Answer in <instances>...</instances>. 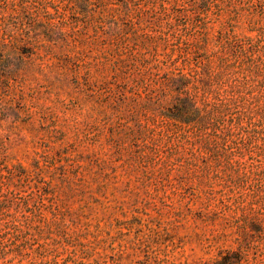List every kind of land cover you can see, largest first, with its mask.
<instances>
[{"label":"rangeland","instance_id":"rangeland-1","mask_svg":"<svg viewBox=\"0 0 264 264\" xmlns=\"http://www.w3.org/2000/svg\"><path fill=\"white\" fill-rule=\"evenodd\" d=\"M77 1L28 0L21 19L22 0H0V24L14 15L27 33L0 55L27 63L0 76V170L9 177L0 228L9 223L11 233L0 264H214L227 252L240 254L234 264H264V180L249 175L252 163L264 171V151L219 157L194 135L145 149L135 132L138 123L162 126L143 83L159 90L156 74L174 68L169 56L185 47L179 37L190 20L201 32L187 43L206 36L210 53L222 30L264 59L246 41L264 29V0H137L120 22L125 40L108 34L107 18L127 0L85 13ZM190 51L202 60V50Z\"/></svg>","mask_w":264,"mask_h":264},{"label":"trees","instance_id":"trees-1","mask_svg":"<svg viewBox=\"0 0 264 264\" xmlns=\"http://www.w3.org/2000/svg\"><path fill=\"white\" fill-rule=\"evenodd\" d=\"M207 1L199 0L198 4L204 7ZM22 3V16H17L21 19L30 14L28 0H22ZM38 3L42 8L47 9L46 2ZM97 3L105 5L106 1L78 0L75 7L85 13ZM138 5L137 0H127L122 9H111L114 14L107 18L110 21L108 30L110 36L121 37L124 40L129 38L128 29L122 28L120 22L133 13ZM260 8L264 12V4ZM49 15L52 17L53 14L49 13ZM17 17L14 15L4 17L3 24H0V55L5 52L6 47L16 36H27L26 29L13 24ZM197 26L198 24L193 20H190V25L185 24L179 37V40L184 38L185 47L178 46V57L169 56L174 63V68L164 74H156L158 79L155 84L159 86V90L152 89V83L149 80L143 83L149 92L146 106L149 110L158 113L162 119L161 128L138 123L135 132L146 142L145 149L150 147L148 142L163 141L166 137L171 138L174 135L182 142H190L191 135H194L205 150L214 152L219 157L229 159L235 149L240 152L247 150L250 153L256 150L255 153L260 155L264 151L262 147L264 144V59L255 58L251 48L236 45L229 34H224L220 30L219 40L210 53L207 49L209 39L206 36L195 39L192 45L197 51H203L201 54L203 58L199 62H193L188 57L191 54L192 45L187 41L193 32V34L201 32L195 30ZM257 30L259 34L255 40L253 37H248L246 41L249 43L256 41V46H259L264 54V29ZM44 34L51 38L52 29H46ZM134 34L136 40L141 37L137 32ZM154 38L149 36V39ZM213 57L218 58L217 68L212 64ZM19 62L21 64L11 63L9 59H0V76L9 79L27 66L23 58H20ZM144 63L148 65L150 61L145 59ZM55 80L61 81V79ZM168 92L173 93L171 99H167ZM261 103H263L262 106ZM210 129L213 130L212 133H208ZM211 136L215 139L214 143H211ZM175 165L176 163H171L164 166L170 172ZM251 167L249 175L263 181L264 171L259 170V166L255 167V163H252ZM16 169H20L19 173L23 172L22 167ZM243 177L247 178L246 175ZM8 179L9 177L2 174L0 170V187L6 185ZM261 199L264 202V197ZM8 207L7 201L2 200L0 194V217H5L3 211ZM7 226L9 223L5 228H0V245L11 235ZM14 228L16 229L15 225ZM239 258V253L227 252L214 264H234Z\"/></svg>","mask_w":264,"mask_h":264}]
</instances>
